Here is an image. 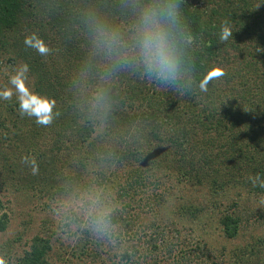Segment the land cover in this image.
<instances>
[{
  "label": "trees",
  "instance_id": "1",
  "mask_svg": "<svg viewBox=\"0 0 264 264\" xmlns=\"http://www.w3.org/2000/svg\"><path fill=\"white\" fill-rule=\"evenodd\" d=\"M86 7L121 19L119 0H0V69L27 64L31 88L60 111L41 126L6 101L0 191L7 176L57 207L74 184H100L116 202L121 240L115 247L97 241L82 224L65 231L54 215L21 249L3 250L10 264H264V235L229 244L253 221L245 202L264 201L252 183L264 179V51H257L264 0H185L186 22L202 41L200 63L225 75L207 93L177 96L122 73L106 119L88 118L74 83L86 51ZM224 21L233 37L221 42ZM33 31L49 55L25 46ZM25 156L36 159V175ZM6 208L0 199V233L11 219ZM250 211L257 215V207Z\"/></svg>",
  "mask_w": 264,
  "mask_h": 264
},
{
  "label": "clouds",
  "instance_id": "2",
  "mask_svg": "<svg viewBox=\"0 0 264 264\" xmlns=\"http://www.w3.org/2000/svg\"><path fill=\"white\" fill-rule=\"evenodd\" d=\"M185 0H119L120 21L98 7L80 12L85 56L76 74V94L89 119H106L113 110L112 88L122 73L184 96L195 91L207 93L209 84L225 75L216 65L200 63L202 41L186 22ZM233 31L228 21L220 26L219 39L228 41ZM24 44L41 56L52 49L39 32L25 36ZM264 51V49H257ZM29 66H13L10 87L0 89V101H15L21 117L49 126L60 116L54 98L29 87ZM23 163L36 175L39 166L34 157ZM264 189V179H252ZM118 208L110 192L97 183H77L69 187L55 209L61 228L76 230L82 224L97 241L115 247L121 240L116 223ZM10 264V257H0Z\"/></svg>",
  "mask_w": 264,
  "mask_h": 264
},
{
  "label": "rangeland",
  "instance_id": "3",
  "mask_svg": "<svg viewBox=\"0 0 264 264\" xmlns=\"http://www.w3.org/2000/svg\"><path fill=\"white\" fill-rule=\"evenodd\" d=\"M16 67L20 66L18 65ZM11 69V67L0 69V89L10 87L9 77L11 75ZM30 80L29 78L27 83L31 88L32 84ZM13 99V103H16L15 97H13ZM2 102L4 104H2ZM2 102L0 101V111L7 108L6 106L8 104L6 101ZM5 178V181L2 182L0 199L4 205L7 206L6 210L9 211L11 219L7 229L0 233V257L5 256V251L3 250L13 254L14 250H19L26 245L35 234L40 232L41 223L45 219H49L55 215L56 209V207H54L56 204L49 202L46 197L41 199V197L35 196L33 192L20 189L16 180L12 181V179H8L7 176H5ZM260 203L264 205L263 200L258 201L256 198H251L250 201L245 202L248 214L246 213L244 216L253 218V221L245 223L246 225L245 228H243L242 235L237 240L229 242L230 245L232 243H246L251 239V236L254 235H264V218L260 219V221H256V218L254 219V216L259 215L260 210L264 211V207L259 206ZM253 207H257V215H255V212L251 214L252 211L250 210ZM1 212L2 211H0V214ZM153 258H156V256Z\"/></svg>",
  "mask_w": 264,
  "mask_h": 264
}]
</instances>
